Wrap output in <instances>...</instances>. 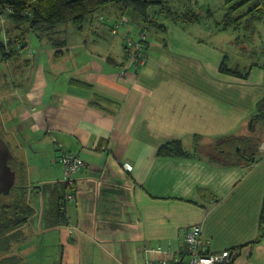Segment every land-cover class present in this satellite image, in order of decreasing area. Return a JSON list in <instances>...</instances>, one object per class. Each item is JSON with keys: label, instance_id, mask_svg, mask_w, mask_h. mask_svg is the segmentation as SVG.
Instances as JSON below:
<instances>
[{"label": "crops", "instance_id": "crops-1", "mask_svg": "<svg viewBox=\"0 0 264 264\" xmlns=\"http://www.w3.org/2000/svg\"><path fill=\"white\" fill-rule=\"evenodd\" d=\"M127 15L108 4L88 24L75 26L97 33L108 19L115 33L120 22L130 21ZM166 23L167 31L157 30L148 45L142 68L126 58L123 41L119 54L97 40L71 69L59 66L70 60V47L57 28L59 43L49 39L56 50L47 57L29 42L2 60L14 81L10 86L0 74V89H9L11 99L4 116L9 133L0 134L11 150L23 142V162L17 160L27 178L36 167L32 156L48 153L46 177L41 184L30 181L33 191L47 198L43 185L67 181L58 161L65 151L85 161L69 184L75 198L67 205L68 224L42 235V243L50 235L58 249L57 256L39 249L44 261L185 260L184 234L200 225L207 252L228 251L227 263L264 264V113L255 120L264 98V65H230L227 54L193 39L187 27ZM223 60L246 77L221 71ZM209 82L216 90L206 88ZM231 139L244 146L219 148ZM172 140L189 155L159 156V147Z\"/></svg>", "mask_w": 264, "mask_h": 264}, {"label": "trees", "instance_id": "trees-1", "mask_svg": "<svg viewBox=\"0 0 264 264\" xmlns=\"http://www.w3.org/2000/svg\"><path fill=\"white\" fill-rule=\"evenodd\" d=\"M226 3L227 8L220 27L221 30L243 27L246 31H253L254 25L263 18L264 0H227ZM108 4H113L122 15L127 14L130 9L139 14L142 25L140 38L132 39L138 44V53L143 55H147L149 40L146 32L150 28L166 32L167 21L187 27L190 24L199 23L202 19V15L192 8L174 9L166 0H0V8L2 6L11 9L8 14L10 25L5 28L7 41L0 40V51L2 52L0 60L13 57L14 52H19V48L26 47L29 43L30 33L36 34L38 38L47 37L54 44L59 43L58 39L54 37L59 24L72 22L78 28H82L87 18ZM151 7H154V10L160 8V14L158 15L157 12L153 15L150 14ZM125 48L126 58H129L128 43ZM220 69L223 72L246 77V74H243L239 69L229 68L225 60H223ZM263 113L264 98L258 103V114L255 120L263 119ZM237 144L244 146V142L231 139L219 148H224L227 152L229 148ZM158 155L187 156L189 152L183 147L181 141L172 140L159 147ZM225 156L230 158L228 153H225ZM219 161L225 162L226 160ZM18 178L19 181L14 184L10 193L3 195V197L10 195V200L2 201L0 198V264H28L23 255L10 254V251L15 244H21L27 239L24 227L30 224L37 213L35 204L30 202L27 197L37 192L33 191V186L27 181L21 162H18ZM42 190L48 195L46 198L48 206L43 210L46 225L53 228L67 225L69 202L66 199V193L69 190V183L58 181L45 184ZM15 192L16 194H14ZM260 218L261 220L264 218V202ZM233 263L230 261L227 264Z\"/></svg>", "mask_w": 264, "mask_h": 264}, {"label": "rangeland", "instance_id": "rangeland-1", "mask_svg": "<svg viewBox=\"0 0 264 264\" xmlns=\"http://www.w3.org/2000/svg\"><path fill=\"white\" fill-rule=\"evenodd\" d=\"M166 1H168L174 9L183 10L186 8H192L193 10L199 12L202 15V19L199 23H194L187 26V34L190 35L193 39L203 40L209 46L217 47L215 48V50H221L223 53L227 54L228 64L238 65L243 70L247 64H251L252 62H255L260 66L264 65V15L263 18L254 25L253 31L252 30L246 31L243 27L238 29L229 28L226 30H221L220 27L222 25L224 13L227 8L226 7L227 0H166ZM1 8L3 7L1 6ZM154 9H155L154 7L150 8L149 11L150 14L153 15L156 14L157 12V14L159 15L161 12L160 8H156L157 10ZM1 12L5 14V16H7L8 18L9 12H6V10H2ZM127 14L130 21L125 23L120 22V26L116 29L115 33L110 32L108 19L104 20L101 23L99 22L104 28L102 30H99L97 33L95 31H91L88 28L81 31L72 22L59 24L57 26V30H58L57 35L62 36L61 38H65L67 40L68 46L70 47V53L67 55V57L70 58V60L64 63L60 61L58 65L59 66L66 65L69 69H71L73 66V60L76 59L78 61V59L87 56L86 55L87 51L92 50L94 46L93 44L96 40L103 43L100 46H106L112 52L116 53L118 51L119 54H121L123 51L122 41L124 42V46H125L128 40L131 38H133L134 40H138L140 38V32H141L140 30L142 26L140 24L141 18L139 17V14L134 12L132 9H130ZM8 19L6 21L5 27H8L10 25V20ZM88 23H89L88 20L84 22V24H88ZM169 24L172 26L173 23L169 22ZM156 32L157 30L155 28H150V30L146 32L147 38L149 40V44H151L156 39L155 37ZM2 34H4V32H2ZM170 35L172 38L173 35L172 34ZM0 37H2L1 33H0ZM28 39L30 42L29 46H31L32 49H35L36 53L42 52L43 58L47 57L49 49L51 53L53 52V50H56V48L52 46L48 38L39 39L36 36V34L30 33ZM84 39L88 43L87 46H84L83 44L80 43ZM83 51L85 55L83 54ZM1 53L2 52L0 51V57H1ZM33 55H34V51H32L31 56ZM0 74H4L5 77L8 78L9 80L8 83L11 86L14 79H12L13 77L10 75V71L7 65L4 64V61L1 60H0ZM61 74L63 73H60V75ZM60 78L63 79L64 76ZM206 88L208 90L209 89L216 90V88H214L211 85V82H209L208 85H206ZM8 97H10L9 89L8 91L7 89L6 91H2L0 89V133L2 134V136H6V137L8 136L7 133H9V129L5 128L6 119L4 118V116L8 114L6 113V111L7 108L10 106V102H11V99H8ZM12 150L15 152V155ZM12 150L11 151L15 156V158L20 157V161L23 162V153L26 152L23 142L22 141L19 142V147H16V145L13 146ZM39 152L43 154V152H41L40 149ZM262 155L263 156L259 158L260 159L259 161L262 160L261 162L264 161V154ZM47 157H48V153L46 152L44 155L41 156L38 154L32 156V160L36 164V167L33 169L32 172L33 175L27 178L28 182L31 181L35 184L42 183V180L46 177L45 175H43V172L47 170L44 169L43 166L47 167L48 164H50L45 159ZM261 162L259 164H261ZM37 164L40 165L41 168H39ZM58 165L57 168L60 167ZM60 177L61 178L63 177L62 174H60ZM17 181H19V178L16 179V182ZM14 194H16V192ZM5 197L1 195L0 198L2 199V201L7 199L10 200V195ZM44 197H45L44 195L38 193L34 194V196L30 194V196L27 197L30 202L33 203L36 202V208L38 213H36L34 218L31 220L30 224L24 227V230L28 231L27 232L28 237L25 240V242L21 244H15L10 251V254H19V255H23V257H27V259L31 260L34 264L54 263V261L51 263L44 261L40 256L39 249L44 248V250L47 251L46 254L52 253L54 255L57 254V250H58L57 245L53 246V240H51L53 238L50 235L48 236L51 239L45 240L42 243L43 234L47 235L50 232H54L52 230L57 229L56 227L53 228L45 224L42 211L45 208H47L48 201ZM51 234L53 235V233Z\"/></svg>", "mask_w": 264, "mask_h": 264}, {"label": "built area", "instance_id": "built-area-1", "mask_svg": "<svg viewBox=\"0 0 264 264\" xmlns=\"http://www.w3.org/2000/svg\"><path fill=\"white\" fill-rule=\"evenodd\" d=\"M6 10V12H11V9L8 7L0 8V33L1 36L0 40L6 42V33H5V26L7 21V16L3 14L1 11ZM2 22V23H1ZM5 22V24H4ZM3 24V25H2ZM4 32V34H2ZM145 34L143 35L144 39ZM129 46V60L132 66L142 68L145 66L147 62V55H143L138 53L137 48L138 44L133 41V39L128 40ZM28 46V45H27ZM26 46V47H27ZM26 47L19 48V52H23ZM18 52V53H19ZM32 53V51H31ZM125 70L123 69L122 72ZM59 163L62 165L64 169V176L67 182H71V179L74 174L79 172L85 167V161L83 158L72 151H65L59 157ZM127 169H131L130 165H125ZM75 198V193L73 189L67 191L66 199L68 202H71ZM202 228L200 225H193L190 227L184 234V243H185V253L187 259L179 260V259H159L153 260L148 259L145 264H226L228 262L229 252L225 251L222 253H210L207 252L202 245Z\"/></svg>", "mask_w": 264, "mask_h": 264}, {"label": "water", "instance_id": "water-1", "mask_svg": "<svg viewBox=\"0 0 264 264\" xmlns=\"http://www.w3.org/2000/svg\"><path fill=\"white\" fill-rule=\"evenodd\" d=\"M18 160L0 134V196L10 193L17 179Z\"/></svg>", "mask_w": 264, "mask_h": 264}]
</instances>
